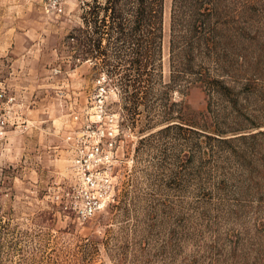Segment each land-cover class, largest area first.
<instances>
[{"label": "rangeland", "instance_id": "rangeland-1", "mask_svg": "<svg viewBox=\"0 0 264 264\" xmlns=\"http://www.w3.org/2000/svg\"><path fill=\"white\" fill-rule=\"evenodd\" d=\"M85 1L59 0L56 12L47 11L52 0H0L1 44L13 39V49L28 54L25 64L39 77L34 98L42 99L39 119L13 124L18 114L8 112L0 139V264H264V0H218V31L228 43L221 75L239 93L234 115L259 125L246 132L254 136L226 143L185 129L153 133L164 124L142 131L172 100L188 105L197 133L210 130L207 92L192 86L161 93V108L137 105L144 93L119 86L123 76L137 85L143 72L135 46L108 40L102 11L95 32ZM171 2L163 6L164 83ZM8 56L0 55L1 74ZM111 118L114 136L100 141L109 161L96 168L111 187L88 214L87 199L100 191L85 193L75 159L95 143L90 131L106 130Z\"/></svg>", "mask_w": 264, "mask_h": 264}, {"label": "trees", "instance_id": "trees-1", "mask_svg": "<svg viewBox=\"0 0 264 264\" xmlns=\"http://www.w3.org/2000/svg\"><path fill=\"white\" fill-rule=\"evenodd\" d=\"M87 13L92 16L95 32L98 30L97 17L104 12L107 17L108 40L114 44L135 46L133 52L137 69L143 72L137 74V85L123 76L119 86L128 92L137 88L144 93L143 101H138L152 108L158 104L161 108V93L172 97L173 93H184L192 86L205 89L209 97L208 106L211 108L210 130L199 128L188 119L186 112L188 105L183 100H172L167 111L158 110L154 115L146 118L147 128L157 125L165 126L153 133H161L170 129H185L189 133L200 134L207 139L222 143L232 140L245 139L254 136L249 132L252 127L240 116L234 115L237 108L238 91L221 75L223 61L221 50L227 51L228 43L222 44L218 26L222 22L219 16L218 0H172L170 14L169 41V81L164 83L160 71V44L162 38L164 0H86ZM104 24L106 18L102 19ZM88 23V21H87ZM80 35L76 40L80 43ZM94 45H99L100 37L94 38ZM90 51L85 52V58ZM154 58L152 67L147 71V57ZM223 64V65H221ZM145 76V78L143 77ZM143 88V89H142ZM165 90L164 92L161 90ZM170 99V98H168ZM212 99L220 104L221 115L212 109ZM215 99V100H214ZM153 100V101H152ZM132 101H127V103ZM216 104V103H215ZM187 125V126H184ZM149 132V131H148ZM210 132L211 134H208ZM243 133V134H242ZM259 134L264 132L259 131ZM256 134V133H254Z\"/></svg>", "mask_w": 264, "mask_h": 264}, {"label": "built area", "instance_id": "built-area-1", "mask_svg": "<svg viewBox=\"0 0 264 264\" xmlns=\"http://www.w3.org/2000/svg\"><path fill=\"white\" fill-rule=\"evenodd\" d=\"M62 11V5L59 3V0H52V3L47 6V11ZM14 96H8L4 87L0 86V139L5 137L4 126L8 123V115L7 113L12 111V105L15 102ZM78 118L77 115L74 116L76 120ZM111 125L104 130L92 129L91 135H95V143L88 149L86 152L85 149H79L80 153L78 157L75 159L76 163H78L79 167H81L82 178L84 181V187L86 188L85 193H88L90 189H98L100 192L97 196H93V198L87 199L86 204V212L88 214H92L95 210L101 208L103 204L106 202L108 198V193L111 187L110 177L107 174H103L102 176H98L96 172V168L100 165H103L109 161V154L104 151L100 141L102 137L112 138L114 136V130L112 126V118L109 119ZM68 139H72V136H68ZM111 144V143H110Z\"/></svg>", "mask_w": 264, "mask_h": 264}, {"label": "crops", "instance_id": "crops-1", "mask_svg": "<svg viewBox=\"0 0 264 264\" xmlns=\"http://www.w3.org/2000/svg\"><path fill=\"white\" fill-rule=\"evenodd\" d=\"M13 39L10 42H5L1 44L0 41V55H9L8 57L11 60L10 67L7 69L6 74L0 73V83L5 86V91L8 96H14L15 102L12 105L13 111L18 114L14 115L15 117L12 120V123L15 124L19 122L21 119L24 121L27 119L28 121L35 120V109L40 111L42 99L37 98L39 91L36 92V98H34L35 91L37 87H39L38 72H29L27 65L25 64L26 59L28 58V54L25 51L16 52L13 47ZM14 54V55H11ZM12 58H11V56ZM8 58V59H9ZM37 85V86H36ZM20 111V112H19ZM22 117H21V116ZM25 116V117H24Z\"/></svg>", "mask_w": 264, "mask_h": 264}]
</instances>
